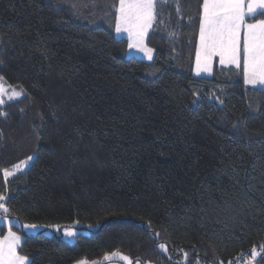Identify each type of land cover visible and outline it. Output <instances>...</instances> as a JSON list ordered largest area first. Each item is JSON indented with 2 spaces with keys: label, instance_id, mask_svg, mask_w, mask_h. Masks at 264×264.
I'll return each mask as SVG.
<instances>
[{
  "label": "trees",
  "instance_id": "obj_1",
  "mask_svg": "<svg viewBox=\"0 0 264 264\" xmlns=\"http://www.w3.org/2000/svg\"><path fill=\"white\" fill-rule=\"evenodd\" d=\"M116 7L0 0V76L25 93L0 106L7 219L97 227L71 242L24 236L17 254L27 264L112 253L133 264H229L264 245V90L245 87L234 67L193 76L201 0H179L181 15L175 3L159 10L163 23L145 39L151 63L125 57ZM28 156L5 182L3 170Z\"/></svg>",
  "mask_w": 264,
  "mask_h": 264
},
{
  "label": "snow or ice",
  "instance_id": "obj_2",
  "mask_svg": "<svg viewBox=\"0 0 264 264\" xmlns=\"http://www.w3.org/2000/svg\"><path fill=\"white\" fill-rule=\"evenodd\" d=\"M169 3H175L177 13L181 15L179 0H118V7L115 9V33H127L128 48L135 49L146 55L148 60H152L153 49L146 46L145 37L155 24L163 23V20H158L159 10ZM201 9L198 21L199 43L195 48V75H211L213 60L218 57L220 65L233 66L242 72L245 85L252 88L264 86V0H201ZM189 23H192L191 18ZM176 35L175 31L168 32L170 40ZM3 80L0 76V95L5 90ZM22 95H25L22 88L13 89L8 100ZM4 104L5 100L0 98V106ZM6 115L5 111L0 110V116ZM33 159V156H28L11 170L4 169L2 174L5 182L9 177L21 172L24 167H28ZM6 200L10 201V198L0 194V212L4 214L0 219L9 226L7 235L0 239V264H26L27 257L17 254L21 237L11 231V222L7 219L9 208L4 203ZM23 229L36 230L37 225L24 224ZM64 235L71 238L76 233L66 230ZM158 247L167 251L163 243ZM117 255L119 254L112 253V256ZM257 255L259 253L253 249L252 257ZM120 259L129 261L127 256H120ZM77 264L89 262L82 259Z\"/></svg>",
  "mask_w": 264,
  "mask_h": 264
},
{
  "label": "rangeland",
  "instance_id": "obj_3",
  "mask_svg": "<svg viewBox=\"0 0 264 264\" xmlns=\"http://www.w3.org/2000/svg\"><path fill=\"white\" fill-rule=\"evenodd\" d=\"M149 31H150V29H149ZM149 31H148V33H149ZM114 36H115V38L117 40L124 39L128 43L127 33H122V34H119L118 35V34L115 33V30H114ZM145 39H146V37H145ZM198 43H199V38H198V41H197V45H198ZM152 56L154 58V52H152ZM125 57L126 58H130V57L137 58V59H139L141 61H144L146 63H151L153 61V59L152 60H148L147 59V56L144 55L143 53L138 52L135 49H129V48L127 49V53H126V56ZM216 59H218L217 60V63H219V58L217 57ZM194 67H195V62H194V66H193L192 73H193V76L197 77L195 75V73H194ZM209 76H210L209 74L202 73L200 77H209ZM4 86H5V90H4L3 94L0 95V98L4 99L5 100V103H7V102H10L8 100V96L11 94L12 90L13 89H17L18 90L20 88L10 87V86H7L6 84H4ZM244 86L245 87L252 88L249 85H245V83H244ZM254 89H262V90H264V86L256 87ZM23 96L24 95H22L19 98H14L11 101L20 99ZM31 162H29V166H30ZM28 167H24L21 172H24L25 170H27ZM21 172H17L16 174L21 173ZM0 216H2V215L0 214ZM8 220H10V222H11V231L15 232L18 236H20L21 237V241H22V239H23L24 236H34L36 234L41 233V234H43L45 236H49V237L50 236H54V235L55 236H60L64 240H66L68 242H71V241H73V239H74V237L76 235L74 237H71V238L66 237L64 235V232L66 230L73 231L76 234L82 233V234L88 235L91 232H93L94 230H96V228H97V227H94V226H86V225H81V224H78V223H73L72 225H70L68 227H43V226H37V229L36 230L26 231V230L23 229V225L21 226L17 221L11 220V219H8ZM14 227L19 228L22 231V233L20 232V230L18 232V230L14 229ZM8 231H9L8 224H6L3 219H0V233H2V235H0V239H3V237L7 235ZM118 254L119 255H117V256H112V254H109V255H107L109 257L108 259H105V257H106L105 256V257H103L100 260L93 261V262H89V264H129V261L131 262V264H133L130 259H129V261H124V260L120 259V256H125V255H123L121 253H118ZM26 264H27V262H26Z\"/></svg>",
  "mask_w": 264,
  "mask_h": 264
},
{
  "label": "built area",
  "instance_id": "obj_4",
  "mask_svg": "<svg viewBox=\"0 0 264 264\" xmlns=\"http://www.w3.org/2000/svg\"><path fill=\"white\" fill-rule=\"evenodd\" d=\"M256 249L259 253L255 258L252 257V250ZM264 256V245H261L259 248L251 247L246 251L239 254L234 258L229 264H255L259 258Z\"/></svg>",
  "mask_w": 264,
  "mask_h": 264
},
{
  "label": "crops",
  "instance_id": "obj_5",
  "mask_svg": "<svg viewBox=\"0 0 264 264\" xmlns=\"http://www.w3.org/2000/svg\"><path fill=\"white\" fill-rule=\"evenodd\" d=\"M198 38H199V36H198ZM197 41H198V39H197ZM217 58V57H216ZM216 58H214V60H213V65H212V69L215 67V65L216 66H218V67H233V66H222V65H220L219 63H217V60L218 59H216ZM195 62V61H194ZM194 66V65H193ZM212 72H213V70H212ZM211 75H212V73H211ZM210 75V76H211ZM209 76V77H210ZM18 249V248H17ZM74 264H77V262L76 263H74Z\"/></svg>",
  "mask_w": 264,
  "mask_h": 264
}]
</instances>
